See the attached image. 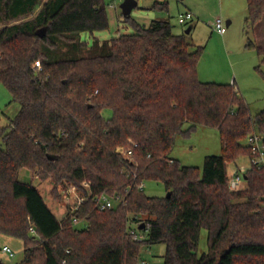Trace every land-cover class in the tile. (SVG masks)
I'll return each mask as SVG.
<instances>
[{
    "label": "trees",
    "instance_id": "obj_1",
    "mask_svg": "<svg viewBox=\"0 0 264 264\" xmlns=\"http://www.w3.org/2000/svg\"><path fill=\"white\" fill-rule=\"evenodd\" d=\"M124 22L135 32L89 45L82 34L109 28L104 0H0V82L20 105L0 126V233L23 241L18 264H139L157 244L166 245L164 264H264V170L251 168L240 191L228 186L230 163L251 155L248 137L264 138V111L252 116L235 84L200 81L205 49L170 20ZM244 30L261 71L264 0H247ZM87 49L104 53L80 57ZM199 126L217 129L222 146L202 171L170 157L177 137ZM133 143L131 159L118 152ZM23 169L51 180L59 198L70 185L88 195V183L91 196L74 214L85 225L59 220L19 180ZM149 180L168 196H147L140 186ZM101 195L123 203L99 211ZM202 229L208 251L199 255Z\"/></svg>",
    "mask_w": 264,
    "mask_h": 264
},
{
    "label": "rangeland",
    "instance_id": "obj_2",
    "mask_svg": "<svg viewBox=\"0 0 264 264\" xmlns=\"http://www.w3.org/2000/svg\"><path fill=\"white\" fill-rule=\"evenodd\" d=\"M124 1L104 0L109 18V28L95 32L93 36L87 33L82 34L81 39L92 45L95 39L103 42L112 40L121 34L134 33V27L124 22L125 17L121 9V4ZM137 1L139 5L133 10L130 17L141 25L148 26L153 20L169 19L175 34H183L190 26L194 27L187 39L192 44L205 49L198 66L200 81L235 84L239 95L249 105L252 116L264 111V66L261 68L262 72L257 70L260 58L255 50L246 47L247 37L244 26L247 16V0H156L158 7L154 9L152 8L153 0ZM164 5L167 8L161 9ZM188 12L193 15V20L186 25H181L178 22L179 16ZM216 19H222L225 24L227 20L232 21L225 35L214 31L212 24ZM1 27L2 25H0ZM258 40L260 41L261 38L259 37ZM103 53L101 49H87L80 54V57H91ZM11 101L12 97L9 91L0 82V125L7 123L3 113L12 119L19 113L20 105ZM102 114L104 118L110 119L113 116V111L107 108L102 111ZM184 128L187 129L188 125H185ZM221 154L222 146L218 130L199 126L190 136L177 137L170 157L175 158L182 166L197 167L202 171L206 157L220 156ZM249 166V158L241 156L230 163L228 173L231 174L237 168L248 169ZM19 180L37 187L55 216L59 220L64 219L66 205L63 196L59 198L58 194L54 193L51 180L41 181L36 171L29 169L20 171ZM144 193L150 197L168 196L164 184L152 180L144 182ZM78 226L83 227V224ZM5 245L12 249L15 254L14 258L3 253ZM23 250L22 240L0 233V260L2 262L18 264L23 258ZM207 251L208 232L206 229H202L198 254L202 255ZM165 253L166 245L164 244L146 246L143 248L139 264H142V261L147 264H164Z\"/></svg>",
    "mask_w": 264,
    "mask_h": 264
},
{
    "label": "built area",
    "instance_id": "obj_3",
    "mask_svg": "<svg viewBox=\"0 0 264 264\" xmlns=\"http://www.w3.org/2000/svg\"><path fill=\"white\" fill-rule=\"evenodd\" d=\"M193 20V15L191 13L181 14L178 18V22L181 25L188 24L189 21ZM214 31L220 35H224L226 33L227 27L222 19H216L213 23ZM36 67H40V63H36ZM264 138L262 135L253 132L247 139V145L250 148L251 155L247 156L249 158L250 166L248 169L245 168H237L231 174H229L228 186L231 191H240L246 186V178L248 171L251 168H257L258 170H264ZM133 147L129 150H124L120 148L118 150L119 153L123 154V156L127 159H131L133 156V148L137 147V144H132ZM82 187L87 190L88 195H85L80 188L74 185H70L67 187L63 193V199L65 202L66 213L64 219L71 218L76 225L84 224V222L75 218V212L81 207V205L91 196V192L88 190L90 188L89 184L84 182L82 183ZM140 190L144 191V183L141 184ZM95 208L99 211H106L109 209H113L119 204L123 203L122 198L120 197H109L108 195L96 196L93 198ZM132 235H134V239L137 241L143 240L144 236L140 233L139 230H131ZM30 236L34 239H39L40 236L36 232L34 227H30ZM3 253L8 254L10 258H14L15 254L9 246L3 247ZM142 264H147L145 261H142Z\"/></svg>",
    "mask_w": 264,
    "mask_h": 264
},
{
    "label": "water",
    "instance_id": "obj_4",
    "mask_svg": "<svg viewBox=\"0 0 264 264\" xmlns=\"http://www.w3.org/2000/svg\"><path fill=\"white\" fill-rule=\"evenodd\" d=\"M138 6V1L137 0H125L122 4H121V9H122V13L124 17H129L131 16L132 12L134 9H136ZM191 32V28H188L186 30V34H189ZM245 178L247 179V176H245ZM145 228V224H142L139 227V230H143Z\"/></svg>",
    "mask_w": 264,
    "mask_h": 264
},
{
    "label": "crops",
    "instance_id": "obj_5",
    "mask_svg": "<svg viewBox=\"0 0 264 264\" xmlns=\"http://www.w3.org/2000/svg\"><path fill=\"white\" fill-rule=\"evenodd\" d=\"M155 4L156 5H158L157 3H156V0H153V5H152V8L154 9V6H155ZM139 5V4H138ZM138 7V6H137ZM158 7V6H157ZM160 7V6H159ZM156 8V7H155ZM164 7L162 6V8L161 9H163ZM159 20H162V19H159ZM163 20H169V19H163ZM231 23H232V21L231 20H227V22H226V27L227 28H229V26L231 25ZM212 26H213V24H212ZM189 28H191V32L193 31V29H194V27L193 26H190ZM190 32V33H191ZM189 33V34H190ZM226 33H227V31H226ZM85 34V33H84ZM185 34H186V32H185ZM189 34H186V35H189ZM94 35V34H93ZM225 35V34H224ZM91 36V35H90ZM259 39V36H257V42L259 41L258 40ZM235 87H236V85H235ZM12 102V101H11ZM4 115L3 116H5V118H6V120H7V123L5 124V125H0V126H6L8 123H9V121L12 119V118H10L9 116H7L5 113H3ZM173 159H175V158H173ZM176 160V159H175ZM6 246V245H5Z\"/></svg>",
    "mask_w": 264,
    "mask_h": 264
}]
</instances>
